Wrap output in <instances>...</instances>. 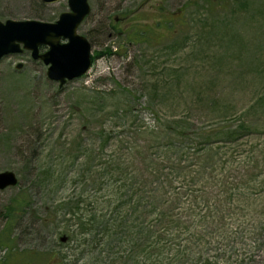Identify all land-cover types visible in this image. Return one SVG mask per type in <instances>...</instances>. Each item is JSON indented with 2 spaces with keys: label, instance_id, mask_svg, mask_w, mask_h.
<instances>
[{
  "label": "rangeland",
  "instance_id": "1",
  "mask_svg": "<svg viewBox=\"0 0 264 264\" xmlns=\"http://www.w3.org/2000/svg\"><path fill=\"white\" fill-rule=\"evenodd\" d=\"M88 2L78 32L95 59L84 76L60 86L28 50L0 60V172L18 177L0 190V236L7 208L22 201L0 264H195L139 247L181 246L195 258L183 249L182 224L153 227L152 208L176 221L188 205L190 179L174 173L172 160L181 157L178 134L200 143L187 147L209 159L211 173L221 165L213 156L229 154L225 133L240 128L257 158L237 168L253 161L257 186L231 192L211 264L221 251L228 264H264V0ZM66 11L68 0H0L1 21L55 22ZM253 218L259 246L236 245Z\"/></svg>",
  "mask_w": 264,
  "mask_h": 264
},
{
  "label": "trees",
  "instance_id": "2",
  "mask_svg": "<svg viewBox=\"0 0 264 264\" xmlns=\"http://www.w3.org/2000/svg\"><path fill=\"white\" fill-rule=\"evenodd\" d=\"M156 25H160V21L156 23ZM175 25H170L168 28H172ZM142 32V31H140ZM136 34V33H135ZM93 59L95 57L93 56ZM180 123V122H179ZM243 128L239 130H231L225 133V147L228 149L227 156L224 157H217L216 155L213 156V160H215V164L221 163L218 170L208 173V161L209 159L205 156L200 154V150L191 149L187 146H199L200 143L194 142L193 138L189 134L188 131L183 130L179 136L180 145V154L181 157L178 159H172L175 163L174 165V173L176 175H182L183 177H187L190 179V182L186 186L183 196L187 201V206H185L179 212V219L174 220V212L166 210L163 212L162 210L157 208H152L155 211V221L153 223V227L161 225V222L167 224L178 223L182 224L184 228V234L188 237L184 239L185 243H187L183 249L188 251L189 249L192 252H196L195 258L188 257L183 251L178 252V248L181 246H167V245H150L145 247H139L140 249H151V250H174L172 258L178 259L181 263L187 262L192 263L190 261H194L195 264H211L215 257L214 248L218 246V240H215V235L218 234V226L220 231H224L226 228L225 219L227 218L226 210L227 206L230 203L231 199V192L235 190H242L239 191L241 194L245 193L250 187L257 186L256 177L258 176V167L255 165L245 166L248 170V175L241 174L240 171L243 170L237 168L239 163H247L246 160L247 155L256 156L257 158V148H244L246 144H243V137L245 136L243 133ZM203 137H211L214 135L215 131L207 130L204 131ZM241 133V134H238ZM185 140H187L184 144H182ZM191 144V145H190ZM185 145V146H184ZM211 146H207L205 151H212ZM247 149V150H246ZM219 153V150L218 152ZM213 154V153H211ZM189 156L190 158H187ZM191 160L192 163L190 164H182L186 161ZM179 165V168L178 166ZM250 169H253L251 172ZM236 170H239V174L236 173ZM180 196V195H178ZM152 198V196H151ZM192 203V204H191ZM191 204V206H190ZM22 206V201L17 200L15 202V206H9L5 215L7 217V225L3 229V232L0 236V246L7 245L8 242L12 241V228L15 222L17 221L18 217V209ZM190 211V218L183 219L187 213ZM176 213V212H175ZM162 218H166L167 220H163ZM102 222H104V218H101ZM108 220H105V222ZM253 224H248L249 226L246 227L244 230L240 231V234H244V236H240L234 238L236 245H241L245 242L246 239L254 241L256 247H258L259 239H260V224H256V218H253ZM216 225H218L216 227ZM106 227L110 226L109 224H105ZM117 226V224H116ZM120 228L121 226L118 225ZM179 226V225H176ZM153 233H159L156 229H152ZM223 240L226 242L230 237V234L222 235ZM164 240V236L161 238V241ZM224 242V243H225ZM13 248H11L12 250ZM182 249V250H183ZM246 254V252H245ZM221 256H225L224 253L219 252L216 257L218 258V264H228V260H221ZM12 259V258H11ZM11 262V261H10ZM9 260L2 264H9ZM166 261L162 259V261L157 262L158 264L165 263ZM175 261L170 260L169 264L174 263Z\"/></svg>",
  "mask_w": 264,
  "mask_h": 264
},
{
  "label": "water",
  "instance_id": "3",
  "mask_svg": "<svg viewBox=\"0 0 264 264\" xmlns=\"http://www.w3.org/2000/svg\"><path fill=\"white\" fill-rule=\"evenodd\" d=\"M41 1L52 3L59 0ZM68 2L71 10L61 13L56 22L0 20V60L6 55L30 50L34 59H41L49 66L48 77L61 86L87 73L92 65V46L85 36L78 33V27L91 12V7L88 0ZM62 38L67 41L61 42ZM40 45H48L49 49L40 53ZM21 66L18 64V68ZM17 184L15 172H0V190Z\"/></svg>",
  "mask_w": 264,
  "mask_h": 264
}]
</instances>
